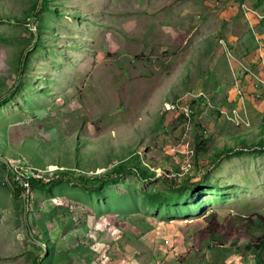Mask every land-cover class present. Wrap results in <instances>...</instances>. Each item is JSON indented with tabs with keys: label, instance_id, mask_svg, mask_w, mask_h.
<instances>
[{
	"label": "rangeland",
	"instance_id": "rangeland-1",
	"mask_svg": "<svg viewBox=\"0 0 264 264\" xmlns=\"http://www.w3.org/2000/svg\"><path fill=\"white\" fill-rule=\"evenodd\" d=\"M34 1L0 0V160L68 181L0 165V264H255L264 0Z\"/></svg>",
	"mask_w": 264,
	"mask_h": 264
},
{
	"label": "trees",
	"instance_id": "trees-1",
	"mask_svg": "<svg viewBox=\"0 0 264 264\" xmlns=\"http://www.w3.org/2000/svg\"><path fill=\"white\" fill-rule=\"evenodd\" d=\"M38 0H35L34 3L32 4L31 8H35L36 4H37ZM260 1H258L256 4H254L255 7H257L259 5ZM18 21H23V19H19ZM32 37H33V32H32ZM27 49V46H25V48H23V50L21 51V54H23V51ZM21 58V55H20ZM21 60V64L22 67L24 68L25 65V61ZM23 70V69H22ZM250 150H256L257 152H260L262 150H264V140H261L260 142H258V145L254 146L253 148H249ZM229 153H235V149L230 148ZM129 158L120 161V163L117 164V166H114L112 168V172L114 175H119L120 173H122L124 170L126 169H130V168H135V171L137 172V174L140 176V178L142 179H146L148 178V176H152L154 173L150 172L149 169L147 168H142V162L139 161L138 163H132V158H130V161H128ZM127 160V161H126ZM7 164L6 161L0 160V165L4 167L5 171L7 169ZM99 176H87L85 178H80L83 179L82 183H89V182H94L98 180ZM10 172L7 171V179L9 180V183L11 184V190L10 193L15 196L18 197L19 195L23 194V190L18 187L13 181H11L10 179ZM68 181V179L65 177V172L61 171V170H57V171H52V173L50 174L48 181L44 182V180H42L41 178H35L31 180V192L30 195L32 194L33 189L35 188H41L43 190H48L51 187L60 184L62 182ZM147 195H153V196H158V195H154L152 192L147 191L146 192ZM29 194L27 196H30ZM243 217L238 216V218H233L236 219L238 221H242L244 219H241ZM225 220H227V217H225ZM195 222V221H194ZM194 225L197 226H201V231H202V224L199 221H196V223H194ZM246 226H247V231L249 232V235L246 231L245 234H243V237H246L245 239L251 240L252 243L246 245L245 247L253 252L254 254V260H255V264H264V232L260 233L259 235H254V229L255 226H257L258 228L262 227V223L259 220H256L255 223L252 225V223H250L249 221L246 222ZM209 232L211 233V230H209ZM34 246H36V248H40L43 249L40 244H34ZM39 253H37L36 257H34L33 259V264H37V258H38Z\"/></svg>",
	"mask_w": 264,
	"mask_h": 264
},
{
	"label": "built area",
	"instance_id": "built-area-1",
	"mask_svg": "<svg viewBox=\"0 0 264 264\" xmlns=\"http://www.w3.org/2000/svg\"><path fill=\"white\" fill-rule=\"evenodd\" d=\"M7 171L12 175V181L20 187L26 195L31 191L32 179L41 178L46 182L52 173V171L46 173L38 167H29L27 165H21V163H8Z\"/></svg>",
	"mask_w": 264,
	"mask_h": 264
},
{
	"label": "water",
	"instance_id": "water-1",
	"mask_svg": "<svg viewBox=\"0 0 264 264\" xmlns=\"http://www.w3.org/2000/svg\"><path fill=\"white\" fill-rule=\"evenodd\" d=\"M27 48H29V46L27 47ZM9 181V180H8ZM10 184V183H9ZM11 185V184H10ZM22 198H23V200H25V198H26V195L25 194H21L20 195ZM38 242V241H37Z\"/></svg>",
	"mask_w": 264,
	"mask_h": 264
},
{
	"label": "crops",
	"instance_id": "crops-1",
	"mask_svg": "<svg viewBox=\"0 0 264 264\" xmlns=\"http://www.w3.org/2000/svg\"><path fill=\"white\" fill-rule=\"evenodd\" d=\"M255 7V6H254ZM257 8V7H256ZM253 12H255L254 10H252Z\"/></svg>",
	"mask_w": 264,
	"mask_h": 264
},
{
	"label": "clouds",
	"instance_id": "clouds-1",
	"mask_svg": "<svg viewBox=\"0 0 264 264\" xmlns=\"http://www.w3.org/2000/svg\"><path fill=\"white\" fill-rule=\"evenodd\" d=\"M23 194H25V193H23ZM26 195V194H25ZM27 196V195H26Z\"/></svg>",
	"mask_w": 264,
	"mask_h": 264
}]
</instances>
